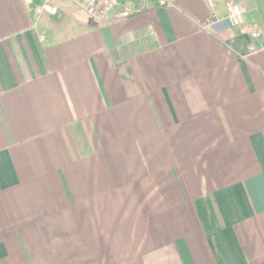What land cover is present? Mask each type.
I'll return each mask as SVG.
<instances>
[{
	"label": "crops",
	"instance_id": "0c3cea01",
	"mask_svg": "<svg viewBox=\"0 0 264 264\" xmlns=\"http://www.w3.org/2000/svg\"><path fill=\"white\" fill-rule=\"evenodd\" d=\"M44 1L0 0V264H264V0Z\"/></svg>",
	"mask_w": 264,
	"mask_h": 264
},
{
	"label": "built area",
	"instance_id": "2783aa9c",
	"mask_svg": "<svg viewBox=\"0 0 264 264\" xmlns=\"http://www.w3.org/2000/svg\"><path fill=\"white\" fill-rule=\"evenodd\" d=\"M30 1V0H28ZM60 0H45L44 3L36 10L37 14L46 13L50 16H55L58 13L56 5ZM73 2L78 8L85 12L89 17L97 22L104 21L110 11L116 6L119 0H69ZM170 0H157L158 6L164 7L169 5ZM210 3V1H209ZM225 17L222 22L226 23L230 28H237L243 24V15L245 9L243 5L234 0H225ZM132 11L124 8L119 14L115 16L117 19H122L130 16ZM219 20L211 17L206 25V28H211L217 24ZM262 36L260 31L251 33V38L258 39ZM252 50V48H251Z\"/></svg>",
	"mask_w": 264,
	"mask_h": 264
}]
</instances>
